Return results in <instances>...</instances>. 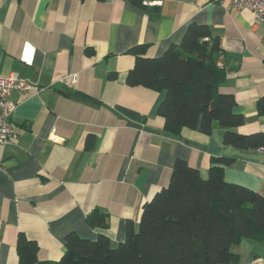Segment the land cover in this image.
<instances>
[{
	"label": "crops",
	"instance_id": "crops-1",
	"mask_svg": "<svg viewBox=\"0 0 264 264\" xmlns=\"http://www.w3.org/2000/svg\"><path fill=\"white\" fill-rule=\"evenodd\" d=\"M153 1H157L154 3ZM0 0V75L15 72L33 88L13 89L17 137L0 146V264H19L22 232L38 242L39 260H57L75 232L106 234L116 246L127 222L169 183L177 159L208 177L211 158L233 159L226 179L264 195V147L224 142L225 129L167 131L159 106L165 90L131 86L132 49L147 57L180 44L192 23L220 38L219 90L232 93L243 134L264 131V22L217 0ZM157 7V8H156ZM91 141V147L88 141ZM99 210L106 227L87 215ZM232 264H264V233L245 237ZM39 264V263H33Z\"/></svg>",
	"mask_w": 264,
	"mask_h": 264
},
{
	"label": "trees",
	"instance_id": "trees-1",
	"mask_svg": "<svg viewBox=\"0 0 264 264\" xmlns=\"http://www.w3.org/2000/svg\"><path fill=\"white\" fill-rule=\"evenodd\" d=\"M131 1L148 8L144 0ZM147 47L140 44L132 49L136 60L126 80L131 86L166 91L158 112L167 131L178 134L183 128H201L209 134L222 127L226 144L244 149L264 147V131L243 134L237 130L246 117L234 111V94L219 90L226 75L218 64L222 46L207 25L190 24L181 43L162 56L147 57ZM257 108L264 114V96ZM232 161L213 156L205 178L188 161L177 159L169 183L144 203L138 222H127L126 237L116 246L103 233L91 239L71 232L59 259L41 261L38 242L21 232L19 264L235 263L240 258L235 247L242 239L264 233V195L227 181L225 166ZM86 221L103 228L108 216L94 210Z\"/></svg>",
	"mask_w": 264,
	"mask_h": 264
},
{
	"label": "built area",
	"instance_id": "built-area-1",
	"mask_svg": "<svg viewBox=\"0 0 264 264\" xmlns=\"http://www.w3.org/2000/svg\"><path fill=\"white\" fill-rule=\"evenodd\" d=\"M236 9H247L253 13L254 25L264 22V0H217ZM157 3V1H153ZM206 39H209L208 37ZM33 85L26 79L12 72L0 75V146L10 143L17 137L16 126L12 121V114L16 103L10 99L13 89L27 92Z\"/></svg>",
	"mask_w": 264,
	"mask_h": 264
}]
</instances>
